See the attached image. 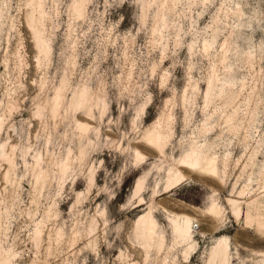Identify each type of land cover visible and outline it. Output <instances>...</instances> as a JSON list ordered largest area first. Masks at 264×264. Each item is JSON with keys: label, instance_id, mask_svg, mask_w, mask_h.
Returning <instances> with one entry per match:
<instances>
[{"label": "rangeland", "instance_id": "rangeland-1", "mask_svg": "<svg viewBox=\"0 0 264 264\" xmlns=\"http://www.w3.org/2000/svg\"><path fill=\"white\" fill-rule=\"evenodd\" d=\"M193 141L221 176L166 191ZM222 238L225 264H264V0H0V264H220Z\"/></svg>", "mask_w": 264, "mask_h": 264}, {"label": "bare ground", "instance_id": "bare-ground-1", "mask_svg": "<svg viewBox=\"0 0 264 264\" xmlns=\"http://www.w3.org/2000/svg\"><path fill=\"white\" fill-rule=\"evenodd\" d=\"M37 43L41 49L50 47V45H48L47 43L42 42L41 35L39 34V32L37 33ZM210 94H211V88L208 89L206 93L207 98L210 97ZM233 118H234L233 113H228L224 117L225 121L227 122V125L229 124L230 129L234 127V125H231V121L233 120ZM162 123L163 122L161 118L156 120L152 128L147 130L145 134V139L153 147L155 146L161 151H164L166 145L165 144L166 134L164 128L166 127L163 128ZM81 125L82 127L87 128V125L85 124H81ZM208 128L211 129V127ZM137 157L142 158L143 155L140 152H138ZM68 162H70V160H68ZM67 163L64 162V165H67ZM179 165L180 167H174L169 171L166 191L171 190L177 184H179L180 182L186 179L185 170H190L192 172H201L203 174L216 176V177H220L222 174V170L220 169V166L217 163V156L215 153H213L212 148L209 147L207 144H205L204 146H200L197 142H194L190 151L179 160ZM141 182L142 179L137 180L138 185ZM246 190L247 188L244 187L240 193L244 194ZM228 202L230 203L233 211L235 212L237 219H240L242 214L240 207L241 201L236 198H229ZM206 211L208 214L215 217H217L222 212V205L220 203V200L216 198L214 194H212L211 203L206 208ZM172 220L174 223V229L179 234L177 239L179 242H185L188 245L186 250V255H189L192 247V241H191V234L193 233L192 229L196 230L194 221H192L190 215H182V216L175 215L172 218ZM135 223H136V228L139 231L138 236L144 240L146 245H151L153 242H156L157 247L159 248H162L165 245V235L159 232L158 229L159 223L152 214L151 210L148 211L146 214L139 215L136 218ZM228 250H229V245L223 238L220 239L219 242H217L216 244L212 245V253L220 255V264H225L226 261L228 260Z\"/></svg>", "mask_w": 264, "mask_h": 264}]
</instances>
